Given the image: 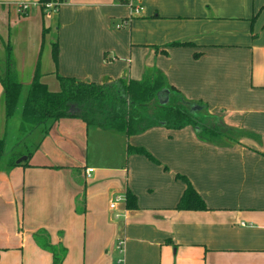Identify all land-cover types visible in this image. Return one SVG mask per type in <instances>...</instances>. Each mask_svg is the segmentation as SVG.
Segmentation results:
<instances>
[{
    "label": "crops",
    "instance_id": "1",
    "mask_svg": "<svg viewBox=\"0 0 264 264\" xmlns=\"http://www.w3.org/2000/svg\"><path fill=\"white\" fill-rule=\"evenodd\" d=\"M16 2L19 15L39 7L42 19H57L53 73L99 84L141 79L157 67L186 99L206 104L197 115L206 126L214 120L212 127L227 133L200 138L191 126H159L127 137L160 159L156 165L128 156L159 179L164 200L145 211L128 210L124 201L114 213L120 216L106 220L96 207L97 176L92 171L86 179V165L71 172L72 161L49 144L53 130L64 139L73 134L68 127L85 130V123L57 121L44 139L57 162L29 158L0 170V194L5 189L10 216L21 219L18 231L9 232L0 201V264H52L34 239L39 230L66 249L63 264H264V0H143L144 12L135 17L115 0H64L55 11L54 2L43 10L38 0ZM176 174L190 180L207 210L176 209L185 189ZM113 218H123L125 231L116 237L122 255L114 261Z\"/></svg>",
    "mask_w": 264,
    "mask_h": 264
},
{
    "label": "trees",
    "instance_id": "2",
    "mask_svg": "<svg viewBox=\"0 0 264 264\" xmlns=\"http://www.w3.org/2000/svg\"><path fill=\"white\" fill-rule=\"evenodd\" d=\"M53 2L54 7H57L64 0H38V5L43 10ZM44 31L45 29L43 35ZM179 44L181 43L172 42L168 45ZM51 46L52 58L56 67L59 53L57 40H54ZM54 73L59 83L58 91L49 90L47 84L40 80L42 74L37 63L20 111V131L42 129L44 136L57 121L74 117L82 120L86 129L95 127L123 133L126 137L159 126L171 130L191 126L200 138H205L207 133L212 135L220 133L214 130V127L206 126L197 117V111L204 109L206 104L186 99L177 89L167 83L164 74L157 67H153L141 79L119 77L99 84ZM0 83L4 94V114L9 120L17 114L22 92V84L17 79L9 43L5 46L4 75L0 74ZM69 109L72 111L68 112ZM25 154H27L25 162L28 164L31 156L29 152L9 155L5 138H0V169L3 166L19 165L16 164V160ZM126 154L127 156L141 155L154 164L160 165V162L141 146L127 144ZM175 177L185 184L176 209L207 210L204 200L190 180L185 175L176 174ZM124 201L126 209L136 210L138 208L136 196L130 190L126 191ZM80 208L83 212L84 208ZM34 239L39 247L51 253L52 264H63L67 253L63 246L52 245L47 234L42 230L34 235Z\"/></svg>",
    "mask_w": 264,
    "mask_h": 264
},
{
    "label": "rangeland",
    "instance_id": "3",
    "mask_svg": "<svg viewBox=\"0 0 264 264\" xmlns=\"http://www.w3.org/2000/svg\"><path fill=\"white\" fill-rule=\"evenodd\" d=\"M16 1L18 0H9L5 6L0 4V10L10 11L9 16L5 11L3 13L0 11V74L2 76L4 75L5 46L9 43L17 79L22 84V92L17 114L7 120L2 106L4 94L0 83V138H5L9 155H14L19 152H29L31 154L30 160L33 164L44 162L54 163L53 161H57L54 159L53 150L44 141L46 135L43 136L42 129L22 132L19 126L20 111L37 63L42 74L40 80L47 82L48 88L56 89L55 91L59 90V83L55 73H53L55 65L51 52V43L56 37L54 35L56 34L57 19L55 16L50 18L49 14L44 15L45 19H42L40 17L39 7H30L28 17L26 15H19L16 13V3H18ZM30 2H33V0H30ZM47 7L50 9L51 6L47 5ZM52 10L55 11L54 6ZM197 115L198 117L201 116L198 111ZM76 119L78 120V118ZM200 121L205 124L203 120L200 119ZM208 121L209 124L207 122V125L214 126V120ZM79 122L80 124L84 123L80 119ZM68 128L73 134L71 137H64V139H59L58 132L52 129V137L49 140V144L52 142L57 144L66 159L72 161L67 164L70 166L71 172H78L84 165L93 169L90 177L95 178L97 176L93 188H95L94 193H96L97 211L101 216L106 217V220H108L114 216L115 212H121L120 209L124 205V196L127 188L135 194L137 204L142 210L145 211L160 207L162 200H164V192L162 189L157 188L159 179L151 170L146 169L142 163L130 161L126 154L127 144L144 148L145 146L130 143L129 138L127 139L124 136L125 134L123 135V133L119 132L102 130L95 127L85 128V130L77 126ZM214 130H218L222 134L227 133L226 129H223L222 126H217V124ZM169 134L167 133V137ZM137 138H140V136ZM157 160L160 159L157 158ZM149 162L151 163V161ZM13 168L14 166L6 167V172ZM6 172L4 173L5 178L7 175ZM9 175H7V178L11 179ZM11 176L12 179L16 178L14 174H11ZM91 178L90 180H92ZM148 178L152 183L151 186L149 185ZM86 179H89L88 176H86ZM2 190L0 201H4L7 208L6 229L9 232L12 231L15 233L18 231L17 226L21 223V219L10 216L12 213L11 210L8 211L10 202L8 193L4 192L5 189ZM116 197H119L121 201L116 203L117 207L112 212L107 208L109 203L115 202ZM1 204L3 203L1 202ZM122 221L123 218H119L118 220L113 218V261L116 260L115 257L117 255H122L117 254V250L115 249L117 244L116 237H120L121 239L125 232Z\"/></svg>",
    "mask_w": 264,
    "mask_h": 264
},
{
    "label": "built area",
    "instance_id": "4",
    "mask_svg": "<svg viewBox=\"0 0 264 264\" xmlns=\"http://www.w3.org/2000/svg\"><path fill=\"white\" fill-rule=\"evenodd\" d=\"M116 3L117 4H120V5L127 6L129 8V10H130V13H131L132 17L140 16L144 12L143 0H116ZM125 23L126 22L123 20V21L119 22L116 26H117V28H120V27L124 26ZM92 171H93L92 168H86L85 169V175L86 176H90V174H91ZM120 201H121L120 198L119 197H116L115 198V202L110 203V208L115 209L116 206H117L116 203L117 202H120ZM119 216H120V214H115L114 215L115 218H118ZM121 246H122V242H119L118 243V248L120 250L122 248Z\"/></svg>",
    "mask_w": 264,
    "mask_h": 264
},
{
    "label": "water",
    "instance_id": "5",
    "mask_svg": "<svg viewBox=\"0 0 264 264\" xmlns=\"http://www.w3.org/2000/svg\"><path fill=\"white\" fill-rule=\"evenodd\" d=\"M71 111H72V109H69L68 112H71ZM26 159H27V156H22L21 158H19L18 160H16V163H20V162H22V161H24Z\"/></svg>",
    "mask_w": 264,
    "mask_h": 264
}]
</instances>
